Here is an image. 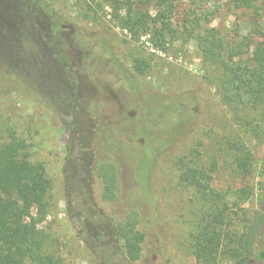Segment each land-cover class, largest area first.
I'll use <instances>...</instances> for the list:
<instances>
[{
    "label": "rangeland",
    "instance_id": "rangeland-1",
    "mask_svg": "<svg viewBox=\"0 0 264 264\" xmlns=\"http://www.w3.org/2000/svg\"><path fill=\"white\" fill-rule=\"evenodd\" d=\"M42 1L58 12L63 27L70 69L66 78L75 82L69 84L72 95L67 102L73 105L75 117L64 114L69 107L65 102L59 106L62 100L57 94L31 99L35 95L26 93L19 81L4 83L0 76V85L1 81L4 84L0 92V144L9 135L16 137L27 145V159L44 167L50 182L48 215L42 224L48 236L45 249L60 264H197L194 246L198 228L217 205L226 207L224 244L229 241L235 247L264 180V110L224 105L217 88L220 72L202 61L194 39L182 33L175 22L167 26L168 48L161 53L151 49L148 35L133 40L123 32L105 0ZM192 13L206 14L209 26L226 37L237 31L252 39L264 38V0H256L251 9H235L231 0H178V18ZM201 24L207 26L205 21ZM103 39L110 53L101 52L98 44ZM45 71L44 76H37L43 94L51 88ZM123 74L140 84L142 92L133 89L139 102L132 100ZM31 81L35 87L36 76ZM141 107L155 135L185 109L192 127L155 162L146 202L139 211L138 228L144 233L141 256L130 260L123 256L119 244L111 241L107 218L131 209L126 199L135 183L123 176L119 202L110 203L103 199L102 180L86 175L90 154L85 142L94 120L87 110H97L99 117L115 122L136 118ZM70 120L74 125L64 128L63 121ZM77 125L82 128L77 129ZM123 137L132 140L129 134ZM136 142L143 143L138 138ZM234 143H241L251 155L248 176L237 169L236 161L242 154L232 151ZM66 144H70L68 160ZM192 150L196 154L191 155ZM184 156L195 169L210 176L214 194L208 201L179 180L176 162ZM66 165L73 173L68 181L63 176ZM85 230L91 239L99 233L100 242L88 246L83 238ZM262 237L251 246L249 264H264L263 258L256 257L259 250L264 251ZM217 264L235 262L221 255Z\"/></svg>",
    "mask_w": 264,
    "mask_h": 264
},
{
    "label": "trees",
    "instance_id": "trees-1",
    "mask_svg": "<svg viewBox=\"0 0 264 264\" xmlns=\"http://www.w3.org/2000/svg\"><path fill=\"white\" fill-rule=\"evenodd\" d=\"M105 1L112 9V18L123 32L133 40L148 35L151 49L161 53L168 48L167 26L175 22L182 33L194 39L202 61L220 72L217 88L224 105L264 110V38L252 39L248 35L241 36L237 31L233 36L226 37L215 27L209 26L211 21L203 13L178 18V0ZM255 1L231 0V3L235 9H251ZM58 18V12L42 0H0V76L4 83L19 81L26 88V93L35 95L31 99H46L57 94L62 100L59 106L62 108L65 102L69 107L64 114L73 118L74 108L67 100L72 95L69 84L74 82V78H66V74L70 73L66 62L67 43L63 39L64 31ZM202 21L207 26L203 27ZM100 42L101 52H109L105 39ZM120 66L116 63L117 69H122ZM44 70L45 76L48 75V86L51 87L45 94L40 90L41 80L37 78L38 75L44 76ZM123 75L132 100L139 102L140 97L133 89L142 92L140 84L133 76ZM33 76L38 80L36 88L32 81L29 82ZM1 85H4L2 81ZM140 111L134 119L114 122L99 117L97 110H87L94 120L88 142H85L90 154L86 175H94L102 180L103 199L110 203L119 202L123 176L135 183L129 187L126 199L131 209L124 215L107 218L111 241L119 244L123 256L130 260H137L141 256L144 233L138 228L139 211L142 203L146 202V189L155 162L192 127L191 116L185 109L170 126L157 130L160 133L155 135L156 130L142 107ZM72 120L63 121L62 126H73ZM81 128L77 125V129ZM125 133L132 136L131 142L123 137ZM137 138L143 143H137ZM26 148L23 141L12 135L0 144V264H60L45 249L48 236L42 227L48 215L50 182L43 165L27 159ZM230 148L242 154L236 161L237 169L248 176L251 166L248 149L241 143H234ZM65 151L68 160L70 144L65 145ZM190 154L194 155L196 151L192 150ZM190 163L188 156L177 159L179 180L193 188L201 199L208 201L214 194L210 186L211 178ZM67 168V165L63 168L65 181L71 179L73 174L72 169ZM214 208L203 218L195 237L197 264H217L221 255L229 256L235 264H246L251 246L256 239L263 240L264 180L259 184L256 207L235 247L229 241L227 246L224 244L227 238L224 221L226 207L217 205ZM85 232L83 238L88 246L100 242L99 233L98 237L91 239L90 233ZM256 257L264 259V251L259 250Z\"/></svg>",
    "mask_w": 264,
    "mask_h": 264
},
{
    "label": "flooded vegetation",
    "instance_id": "flooded-vegetation-1",
    "mask_svg": "<svg viewBox=\"0 0 264 264\" xmlns=\"http://www.w3.org/2000/svg\"><path fill=\"white\" fill-rule=\"evenodd\" d=\"M246 264H249V261H246Z\"/></svg>",
    "mask_w": 264,
    "mask_h": 264
}]
</instances>
